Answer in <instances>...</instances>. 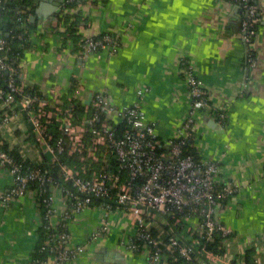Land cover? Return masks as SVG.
Wrapping results in <instances>:
<instances>
[{
	"label": "crops",
	"instance_id": "crops-1",
	"mask_svg": "<svg viewBox=\"0 0 264 264\" xmlns=\"http://www.w3.org/2000/svg\"><path fill=\"white\" fill-rule=\"evenodd\" d=\"M65 1L34 0L30 16L36 28L20 62L24 86L45 96L55 93L59 99L75 95L86 104L102 92L115 108L139 100L147 120L156 125L158 140L165 141L179 136L190 109L181 62L189 64L213 107L198 116L191 146L200 157L218 163V185L233 181L237 187L216 213L233 235L212 264H264V0H256L259 21L252 45L242 38L244 10L237 1L89 0L70 10L80 15V38L102 33L120 36L113 54L75 53L72 41L62 44L59 17ZM250 50L255 66L247 60ZM72 79L77 80L74 88ZM140 86L148 90L139 97ZM71 89L73 95H68ZM217 112L225 113L223 121ZM0 139L29 160L53 162V144L33 130L21 106L10 122L0 121ZM12 184L11 174L0 169V264H32L38 241L37 208L29 193L3 205L2 197ZM53 207V224H66L72 244L85 245L69 264H150L144 250L126 246L134 232L127 216L113 210L109 231L94 237L104 214L99 207L90 206L64 221L67 203L59 188L53 191ZM182 224L156 221L154 231L167 240L165 233L172 228L186 240L198 223L192 218ZM53 259L50 256L43 264H53Z\"/></svg>",
	"mask_w": 264,
	"mask_h": 264
},
{
	"label": "built area",
	"instance_id": "built-area-1",
	"mask_svg": "<svg viewBox=\"0 0 264 264\" xmlns=\"http://www.w3.org/2000/svg\"><path fill=\"white\" fill-rule=\"evenodd\" d=\"M230 1H237L242 6L244 13L240 22L241 35L246 44L252 45L256 34L255 26L259 21L258 4L256 0ZM21 20L22 16L17 13L13 21L4 25L7 26L9 35L0 36L1 52L7 51L14 39L23 38V33L15 31L16 24ZM120 43V36L109 33L103 34L101 38L85 37L82 52L106 50L113 54ZM247 60L251 66L256 65V57L252 50ZM181 66L190 89V109L179 128V136L163 141L164 151L160 154L155 150L161 143L156 136V125L147 120L141 101L115 108L102 92L94 94L92 99L94 112L89 120L91 126L88 130L91 136L88 140L87 155L96 161L100 157V146L111 148L119 163L116 174L94 171L91 177L87 178L78 170L63 167V177L70 182L71 187H57L56 180L49 171L36 166L40 161L29 160L20 152L23 159L34 165L24 169L10 154V147L2 148L4 143L0 139V169L8 171L13 179L8 193L2 197V204L7 205L13 197H22L27 193L34 196L39 218L38 228L42 226L51 230L45 245L55 250L53 264H69L85 248L84 244H72V235L66 224L62 222L53 224V217L56 215L53 207L55 188L61 190L67 203V209L63 213L64 221L90 207L95 198H107L97 206L104 214L94 237L109 231L110 212L114 210L125 215L130 219L134 229L133 236L126 242V246L132 250H144L150 264L166 263L169 253L175 260L174 251L182 258L191 260L199 247V243L193 238L195 232L204 233L205 237L210 239L214 232L219 231L226 237L225 243L232 237L231 229L216 219V213L222 201L237 191L236 184L233 181H226L218 185L219 168L215 160L184 154L185 143L198 132V116L201 112H212L213 107L192 67L184 61L181 62ZM4 72L7 75L5 83L0 81L1 123L10 122L21 106L33 130L47 140L50 138L48 124L53 119L59 123L61 136L51 147L54 153L53 161L59 159L67 145L69 153L75 150L83 151L84 134L87 130L73 122L71 109L62 107V99L55 93H51L50 100L47 101L23 93L24 84L16 81V76L20 74V64L14 65L5 55L0 54V74ZM147 90L146 86H140L137 88V94L140 97ZM16 93L21 94L19 101H16ZM101 113L105 115V121L113 116L115 119L125 120L130 127L122 137L115 138L106 123H103L101 128L92 126L91 123ZM217 116L219 121L225 119L223 112H217ZM101 156H105V153L103 152ZM121 172L127 174V180H122ZM29 182H37L38 187L30 188ZM116 188L118 190L114 194L113 189ZM112 198H115V203L109 201ZM41 206L45 207V213L40 211ZM192 218L197 220L198 226L196 230L191 231V237L186 240L178 236L172 228L168 231L167 240L152 231L156 221L163 223L168 219L175 225H183L182 223L186 224ZM138 241L143 242V245H139ZM221 256L206 252L201 264H212Z\"/></svg>",
	"mask_w": 264,
	"mask_h": 264
},
{
	"label": "trees",
	"instance_id": "trees-1",
	"mask_svg": "<svg viewBox=\"0 0 264 264\" xmlns=\"http://www.w3.org/2000/svg\"><path fill=\"white\" fill-rule=\"evenodd\" d=\"M89 0H71V1H65L64 3V10L62 11L59 21L60 24L63 26L64 30L62 32H59L60 38L62 40V44H66L67 41L73 42V51L75 53H80L82 51V44L83 39L80 38V36L77 34L78 29L77 26L80 22V15L79 14H71L70 10H73L74 8H77L79 5L83 4L84 2ZM91 2L94 0H90ZM34 0H2V3L0 4V17L2 19L8 20V22L14 20V16L17 13H20L22 16V20L16 24V33H23L24 36L21 39H14L10 43V48L5 51L1 52L0 54L5 55L12 64L19 65L23 56L25 55L27 49L30 46V33L35 31V25L30 22L29 18L30 15L34 13ZM258 23L255 26V29L257 30ZM103 34L102 33L97 36H94L95 38H101ZM99 51V50H98ZM7 77L6 73L0 74V81L4 84V79ZM16 81L18 83L21 82L20 74L19 76H16ZM73 82V88L77 84L76 79H72ZM23 93H29L33 96H37L40 99H47L50 100L51 93L47 96L43 95L39 90L35 87L30 86H24ZM73 90L71 89L68 93L72 94ZM67 95V94H66ZM16 101H19V98L21 97L20 93H16ZM63 99V108H70L73 122L75 124L83 126L87 131L84 134V147L83 151L78 152H70L69 146H66V149L64 152L59 156V159L57 161H53L52 163L49 162L47 158H44L39 163H36V166L42 170H48L49 173L54 177L56 180L57 187L66 186L71 187V184L69 181H66L63 177V167L65 168H71L73 170H78L81 172V175L83 177H91L92 173L95 171L97 173L108 171L113 174L118 173L119 169V163L115 157V155L112 153L111 148H106L104 146H100V157L98 160H92L87 155V147L89 146V138L91 136L89 132L90 123L89 120L92 117V114L94 112L93 108V102L90 104H86L83 102V100H80L77 96L73 95L71 98L65 96ZM50 108V107H49ZM106 123V126L113 132V135L115 138L122 137L125 131L130 127L128 123L125 120L115 119V117L112 116V118H109L105 121V115L101 113L99 117L94 120L91 124L92 126L96 128H101L102 124ZM47 131L50 135L49 143L52 145L55 144L56 140L61 136V132L59 130V123L53 119L51 123L47 126ZM156 146V152L160 154L162 151H164L163 148V141H160ZM192 145L191 141H188L184 145V154H192L195 156V158H200V156L195 151V148ZM2 148H6L4 145ZM102 152V153H101ZM105 153V156H101ZM10 154L22 165V167L25 169L32 165L33 163L30 162L27 159H23L21 155L19 154L18 150L11 149ZM122 180H127V174L125 172H121ZM29 186L32 189H36L38 187L37 182H29ZM117 188L113 189L114 194L117 192ZM107 198H95L93 203L90 206H98L102 201H106ZM112 203H115V198L110 199ZM225 202L222 201V203ZM40 211L42 213H45V207L41 206ZM155 234L156 232L152 230ZM51 233V230H47L44 227L40 226L37 229V235H38V241L37 245L33 252V259L31 261L32 264H43L45 261H47L50 256H53L55 253V250H51L50 246H46L45 242L47 241L48 235ZM165 239L169 236V233H165ZM193 238L196 242L199 243V247L195 253H193V257L191 260H186L179 256L177 252L174 251V257L175 260L170 256L167 258L166 261L167 264H201V259H205V253L210 252L214 255H223L225 251V240L226 237L222 236L221 232H214L211 236V238L207 239L205 237L204 233L197 234L196 232L193 234ZM139 245H143V242L138 241ZM249 254H251L250 249L246 251V256L249 257ZM249 262V259H248Z\"/></svg>",
	"mask_w": 264,
	"mask_h": 264
},
{
	"label": "water",
	"instance_id": "water-1",
	"mask_svg": "<svg viewBox=\"0 0 264 264\" xmlns=\"http://www.w3.org/2000/svg\"><path fill=\"white\" fill-rule=\"evenodd\" d=\"M34 16H30L29 20L32 22ZM8 23V20L0 18V36H8L9 33L7 32V26H4Z\"/></svg>",
	"mask_w": 264,
	"mask_h": 264
}]
</instances>
